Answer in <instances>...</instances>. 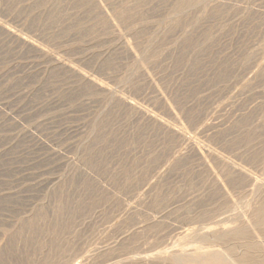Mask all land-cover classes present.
<instances>
[{"label": "rangeland", "instance_id": "1", "mask_svg": "<svg viewBox=\"0 0 264 264\" xmlns=\"http://www.w3.org/2000/svg\"><path fill=\"white\" fill-rule=\"evenodd\" d=\"M263 237L264 0H0V264Z\"/></svg>", "mask_w": 264, "mask_h": 264}, {"label": "bare ground", "instance_id": "2", "mask_svg": "<svg viewBox=\"0 0 264 264\" xmlns=\"http://www.w3.org/2000/svg\"><path fill=\"white\" fill-rule=\"evenodd\" d=\"M9 33V32H8ZM21 41V40H20ZM92 79V78H91ZM97 84V83H96ZM150 117V116H149ZM182 135V134H181ZM200 151V150H199ZM200 153V152H199ZM201 154V153H200ZM219 226V225H218ZM224 227H227V226H224ZM226 229V228H225ZM227 229H228V227H227ZM254 231V230H253ZM244 235V234H243ZM257 238V237H256ZM264 238V237H263ZM258 241H259V239H258ZM248 242V241H247ZM218 246V245H217ZM237 246V245H236ZM232 249V248H231ZM205 250V249H204ZM214 250V249H213ZM234 251V250H233ZM191 255V254H190ZM214 255V254H213ZM233 255V254H232ZM224 256H226L225 257V260H223V258H215L214 256H213V258H209V259H197V260H193V262L191 263L190 262V264H218V263H220V264H237L236 262H235V260H234V258H232V257H230L229 255H224ZM240 256V255H239ZM206 257V256H205ZM210 257H212V256H210ZM234 257V256H233ZM153 258V257H152ZM204 258V257H203ZM208 258V257H207ZM244 260V259H243ZM249 260V259H248ZM253 260V259H252ZM147 262V261H146ZM164 262V261H163ZM253 262V261H252ZM185 264V263H184ZM187 264V263H186Z\"/></svg>", "mask_w": 264, "mask_h": 264}]
</instances>
